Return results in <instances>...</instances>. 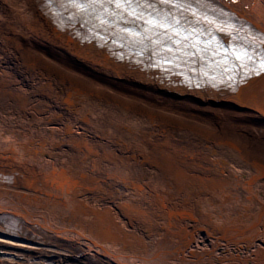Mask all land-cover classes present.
Wrapping results in <instances>:
<instances>
[{"label": "bare ground", "instance_id": "6f19581e", "mask_svg": "<svg viewBox=\"0 0 264 264\" xmlns=\"http://www.w3.org/2000/svg\"><path fill=\"white\" fill-rule=\"evenodd\" d=\"M93 1L85 23L70 0H0V264H264V73L176 39L174 60L208 70L187 90L148 43L102 30ZM230 2L175 10L249 67L264 0Z\"/></svg>", "mask_w": 264, "mask_h": 264}]
</instances>
